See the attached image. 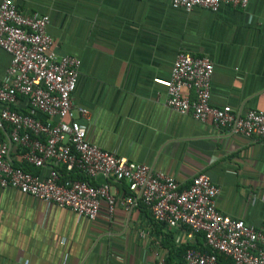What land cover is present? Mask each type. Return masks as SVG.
Instances as JSON below:
<instances>
[{
	"label": "crops",
	"instance_id": "crops-1",
	"mask_svg": "<svg viewBox=\"0 0 264 264\" xmlns=\"http://www.w3.org/2000/svg\"><path fill=\"white\" fill-rule=\"evenodd\" d=\"M14 1L24 15L49 16L58 55L80 60L74 96L89 111L78 121L91 143L173 176L182 188L204 173L220 190L222 214L264 226V139L232 135L165 105L174 61L188 53L214 64L213 107L264 112V0H249L246 9L223 5L216 13L173 9L170 0ZM11 61L0 48V84ZM16 108L26 109L21 102ZM26 168L46 177L51 165ZM90 182L109 183L117 197L133 193L124 181ZM198 241L190 244L183 231L155 222L139 204L130 212L117 206L110 217L103 202L91 222L0 188V264H185L176 250L199 248Z\"/></svg>",
	"mask_w": 264,
	"mask_h": 264
},
{
	"label": "built area",
	"instance_id": "built-area-1",
	"mask_svg": "<svg viewBox=\"0 0 264 264\" xmlns=\"http://www.w3.org/2000/svg\"><path fill=\"white\" fill-rule=\"evenodd\" d=\"M170 3L186 12L203 8L216 13L223 5L246 9L249 0ZM49 24L47 15L21 13L14 0L0 2V48L12 56L0 84V188L18 190L91 222L98 219L103 202L110 217L117 206L130 212L141 203L155 222L183 231L190 244L197 237L203 239L206 250L190 246L184 253L185 264H220V256L232 264H264V226L222 214L217 207L220 190L206 174L196 175L189 187L182 188L175 177L90 142L87 128L78 121V117L88 119L89 111L77 105L74 96L80 60L58 55ZM214 70L209 58L180 53L172 67L166 107L203 124L211 121L216 129L232 135L264 139V112L234 114L211 105ZM20 102L27 110L16 108ZM18 160L36 169L49 165L51 169L40 177L16 166ZM99 176L127 182L133 193L117 197L109 183L90 182ZM158 264L167 263L161 259Z\"/></svg>",
	"mask_w": 264,
	"mask_h": 264
},
{
	"label": "trees",
	"instance_id": "trees-1",
	"mask_svg": "<svg viewBox=\"0 0 264 264\" xmlns=\"http://www.w3.org/2000/svg\"><path fill=\"white\" fill-rule=\"evenodd\" d=\"M40 118H42V117L40 116ZM19 161H20V162H19ZM19 161L15 162V165H16V166H19V167H22V168H24L26 171H28L27 168H26L28 165H27L26 163H24L23 161H21V160H19ZM28 172H29V171H28ZM61 174H62L63 176H67V174L65 173V170H61ZM77 179H81V180H83V177L78 176ZM139 205H141V203H139ZM142 206H143V205H142ZM153 220H154V219H153ZM154 221H155V220H154ZM197 244H198L199 248L206 250V249H205V246H204V243H201L200 241H198ZM189 247H190V245L181 246V248L177 249L176 251H177V252L182 251V256L184 257V253H185V251L187 250V248H189ZM223 258H225V257L220 256V257H219V261L222 260ZM225 259H227V260H229V261L231 262L230 259H228V258H225ZM231 264H232V262H231Z\"/></svg>",
	"mask_w": 264,
	"mask_h": 264
}]
</instances>
